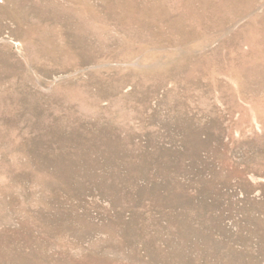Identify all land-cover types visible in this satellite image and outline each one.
I'll return each instance as SVG.
<instances>
[{
    "label": "rangeland",
    "instance_id": "obj_1",
    "mask_svg": "<svg viewBox=\"0 0 264 264\" xmlns=\"http://www.w3.org/2000/svg\"><path fill=\"white\" fill-rule=\"evenodd\" d=\"M0 264H264V0H0Z\"/></svg>",
    "mask_w": 264,
    "mask_h": 264
}]
</instances>
